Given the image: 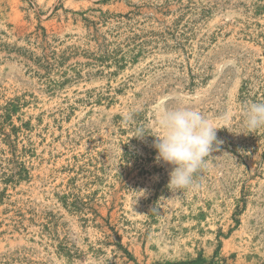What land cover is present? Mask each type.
Instances as JSON below:
<instances>
[{
	"label": "rangeland",
	"instance_id": "1",
	"mask_svg": "<svg viewBox=\"0 0 264 264\" xmlns=\"http://www.w3.org/2000/svg\"><path fill=\"white\" fill-rule=\"evenodd\" d=\"M261 101L264 0H0V264H264ZM178 105L219 128L179 190Z\"/></svg>",
	"mask_w": 264,
	"mask_h": 264
},
{
	"label": "clouds",
	"instance_id": "2",
	"mask_svg": "<svg viewBox=\"0 0 264 264\" xmlns=\"http://www.w3.org/2000/svg\"><path fill=\"white\" fill-rule=\"evenodd\" d=\"M243 116L244 126L249 132L264 127V101L247 105ZM157 124L160 132L153 135L157 138L153 143L157 150L156 160L173 166L168 187L178 190L191 187L194 174L213 150L219 128L200 111L183 105L162 109ZM144 135L140 129L135 137L142 138Z\"/></svg>",
	"mask_w": 264,
	"mask_h": 264
}]
</instances>
